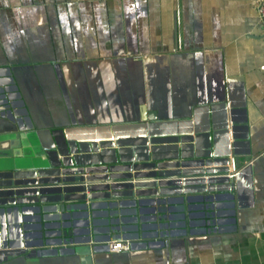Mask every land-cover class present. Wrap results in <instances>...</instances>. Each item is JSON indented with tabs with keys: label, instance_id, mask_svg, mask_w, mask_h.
Instances as JSON below:
<instances>
[{
	"label": "crops",
	"instance_id": "obj_1",
	"mask_svg": "<svg viewBox=\"0 0 264 264\" xmlns=\"http://www.w3.org/2000/svg\"><path fill=\"white\" fill-rule=\"evenodd\" d=\"M150 112L191 120L193 139L124 142L116 162L73 153L70 141L89 135L67 128ZM0 114V150L19 141L29 156L0 161L9 173L0 182L20 189L0 193V264H264V38L254 0H0ZM224 132L230 154L252 158L250 206L235 183L176 187L157 175L217 166ZM79 168L96 178L89 200L62 186L63 171ZM115 240L129 250L110 253Z\"/></svg>",
	"mask_w": 264,
	"mask_h": 264
},
{
	"label": "water",
	"instance_id": "obj_2",
	"mask_svg": "<svg viewBox=\"0 0 264 264\" xmlns=\"http://www.w3.org/2000/svg\"><path fill=\"white\" fill-rule=\"evenodd\" d=\"M20 105V104H19ZM23 113V112H22ZM1 115V114H0ZM15 115V114H14ZM203 129L204 133L203 139L205 141L206 149L204 153L209 156L210 155V134H209V124L207 115H203ZM16 123L17 119H15ZM176 125L178 126H187L188 130L184 131H176ZM192 121H157L155 114L143 113L140 115L139 122L137 123H126L120 125H110V126H94V127H80V128H67V133L71 132H80L89 135L87 138L80 140L78 143L74 141H70L71 148L73 153H77L79 150L82 154L90 155V153H110L111 157L109 160L112 162H116V149L117 146H124V142H126L127 146L130 142L138 143L142 145H146L150 143L155 147H165L164 145H173L174 148L178 143H186L190 142L193 139L191 134ZM66 133V132H65ZM225 133V132H224ZM228 136L225 133L224 139V148L219 153L220 158L217 159V166L208 167L205 169H185V170H170L157 173L158 176H165L164 181L169 185H174L178 187L179 185L188 184L190 182H200L204 181L208 183H214L217 181H221L224 183H235L236 185L243 188L248 192L249 203L245 204V206H250L252 203L251 197V172L249 163L251 159H243L242 153L235 152L230 154L229 152V142ZM125 145V146H126ZM126 146V147H127ZM3 149V148H2ZM0 150V161L6 158H11V153L7 151ZM124 150V148H121ZM127 150H130L127 148ZM92 151V152H90ZM78 154V153H77ZM247 154V151H246ZM84 156V155H83ZM258 156V155H257ZM62 161L70 162L68 157L62 159ZM208 163V162H207ZM175 166L177 164L175 163ZM115 168V167H114ZM104 170V169H103ZM87 170L83 169H65L63 171V177L61 181L65 190L77 191L79 200H89L92 197L91 190L98 185L92 182L95 176L84 175V172ZM31 174H34L31 172ZM9 175V173H1L0 176ZM151 177H155L156 174L151 173ZM97 177L107 178L106 175H98ZM110 178L114 176L110 175ZM55 181H60L56 179ZM152 185L155 184L154 180L149 182ZM147 185V183H140ZM0 193H9L11 194L13 191H20L19 188L12 186L11 182H0ZM106 186V185H104ZM130 186V185H129ZM59 190V187L57 188ZM177 189V188H176Z\"/></svg>",
	"mask_w": 264,
	"mask_h": 264
},
{
	"label": "built area",
	"instance_id": "obj_3",
	"mask_svg": "<svg viewBox=\"0 0 264 264\" xmlns=\"http://www.w3.org/2000/svg\"><path fill=\"white\" fill-rule=\"evenodd\" d=\"M254 5L260 33L264 38V0H254ZM106 249L110 253L127 252L129 250V244L121 240L110 241L107 243Z\"/></svg>",
	"mask_w": 264,
	"mask_h": 264
},
{
	"label": "rangeland",
	"instance_id": "obj_4",
	"mask_svg": "<svg viewBox=\"0 0 264 264\" xmlns=\"http://www.w3.org/2000/svg\"><path fill=\"white\" fill-rule=\"evenodd\" d=\"M10 105L12 106V107H18V103L16 102V101H13L12 103H10ZM14 111H17L16 109L14 110ZM19 138V137H18ZM3 139H6V137L5 138H3ZM7 139H10L9 137H7ZM12 139H13V137H12ZM14 139H15V137H14ZM13 143V142H12ZM19 141L18 142H16L15 144H14V146L16 145V147H14V146H12L10 149H8L9 151L8 152H10L11 154V156L12 157H14V159H16V160H25V159H29L28 157L29 156H26L25 155V152L24 151H20V149H19ZM14 147V148H13ZM0 153H2V152H0ZM32 157V156H31ZM30 157V158H31Z\"/></svg>",
	"mask_w": 264,
	"mask_h": 264
}]
</instances>
